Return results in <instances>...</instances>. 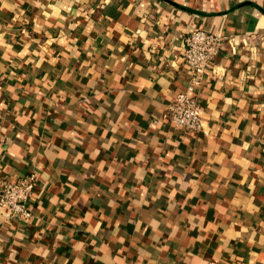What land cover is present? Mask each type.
<instances>
[{
	"label": "crops",
	"instance_id": "1",
	"mask_svg": "<svg viewBox=\"0 0 264 264\" xmlns=\"http://www.w3.org/2000/svg\"><path fill=\"white\" fill-rule=\"evenodd\" d=\"M194 28L235 38L208 134L164 117ZM262 37L264 0H0V178L38 171L0 264H264Z\"/></svg>",
	"mask_w": 264,
	"mask_h": 264
},
{
	"label": "built area",
	"instance_id": "2",
	"mask_svg": "<svg viewBox=\"0 0 264 264\" xmlns=\"http://www.w3.org/2000/svg\"><path fill=\"white\" fill-rule=\"evenodd\" d=\"M253 37L257 38L259 34H250L241 39L249 42ZM234 39V35L214 33L205 28H194L184 36L181 60L189 67V82L186 90L178 93L168 104L164 114L175 127L191 133H209L199 92L207 70L226 48L227 42ZM37 179L38 171L35 168L16 179L0 178V205L5 208L7 221L21 223L35 217L29 201Z\"/></svg>",
	"mask_w": 264,
	"mask_h": 264
},
{
	"label": "trees",
	"instance_id": "3",
	"mask_svg": "<svg viewBox=\"0 0 264 264\" xmlns=\"http://www.w3.org/2000/svg\"><path fill=\"white\" fill-rule=\"evenodd\" d=\"M112 119H114V118H111V123H112V121H113ZM37 181H38V179H37ZM36 184H37V183H36ZM32 209H33L34 212L36 211L34 207H32Z\"/></svg>",
	"mask_w": 264,
	"mask_h": 264
}]
</instances>
